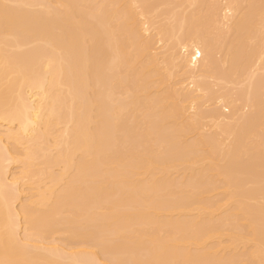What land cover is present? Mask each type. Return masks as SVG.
I'll return each instance as SVG.
<instances>
[{
  "label": "bare ground",
  "instance_id": "1",
  "mask_svg": "<svg viewBox=\"0 0 264 264\" xmlns=\"http://www.w3.org/2000/svg\"><path fill=\"white\" fill-rule=\"evenodd\" d=\"M230 1L221 20H234L243 9L236 11L241 0ZM151 2L0 0V264H107L103 254L109 247L132 264H264V144L257 139L264 120L250 118L256 114L250 96L244 98L253 112L242 119L231 95L221 96L239 73L242 79L249 76V59L262 55L255 57L254 46L259 49L258 36H264V0H242L250 8L231 24L235 36L228 42L232 47L226 45L224 74L216 70L212 41L202 33L212 13L195 7L194 13L177 15L164 1L168 7L160 11L168 22H156V33L168 36L169 64L186 77L156 91L147 85L149 77L164 83L160 54L152 47L155 38L143 35L158 16ZM218 13L214 22L220 21ZM245 30L250 34L245 42L258 35L251 52L240 47ZM215 94L217 108L204 111L201 98ZM261 106L257 109L264 111ZM207 117L214 132L186 141L197 121ZM255 123L260 130H254ZM49 165L60 167L53 171ZM216 176L223 186L220 182L214 191L218 187L224 199L211 203L209 186ZM83 179L89 184L81 186ZM177 188L182 198L172 194ZM224 217H229L225 228L231 219L230 225L237 224L222 229L218 223ZM97 219L95 228L112 232L113 248L108 235L104 241L107 252L102 244L99 248L103 237H96L94 228L88 231L92 225L81 226ZM164 227L169 234L162 233ZM61 231V240L51 238ZM142 248L147 255L140 256ZM223 251L232 252L233 262Z\"/></svg>",
  "mask_w": 264,
  "mask_h": 264
},
{
  "label": "rangeland",
  "instance_id": "2",
  "mask_svg": "<svg viewBox=\"0 0 264 264\" xmlns=\"http://www.w3.org/2000/svg\"><path fill=\"white\" fill-rule=\"evenodd\" d=\"M164 1L166 2V1H169V2H167L168 4H169V7L168 6H165V3H164ZM174 1L175 2H177V3H174ZM174 1H172V0H153L152 2H153V6H154V3H155V5L156 6H154V7H157V9H156V12H154L156 15L158 14V16L156 17V18H153V19H155V20H153L154 21V24H152V26L151 27H149V30L145 33V32H143V35H145L144 37L145 38H148V36L151 38H155V39H150V40H152V42H153V40H156L157 41V43H155L156 41H154L153 42V45H152V47H154V51H155V53H157V54H160V55H158V59L160 60L159 62H160V66L159 67H161V70H160V68H158L159 69V71H158V73L160 74L159 75V77L160 78H162L163 79V81H164V83H162L161 85H156L153 81H152V79L150 78H148V80H150L151 82L150 83H148V87L150 88V87H152V88H150L151 89V91H156V90H159V87H160V89H162L164 86H165V88H166V86H171V85H173L174 83H176L177 81H181V79H183L184 77H186V76H183L182 74H181V71H179V67L177 66V67H174V69L173 68H171V64H169L170 62H169V55H170V53H168V52H171L172 50L170 49V47H167V45L168 44H166V42H168L169 44H170V40L169 39H167L168 38V36H162L161 37V35H158V33H156L157 32V29H155L156 27H157V24H156V22L158 23H160L161 21L162 22H164L163 20H165V19H163L162 17H163V15L161 14L167 7V9L169 10H172V9H174L173 11L174 12H176L177 11V15H180L181 13H182V11L183 10H185V12H183V13H194L193 12V9L195 8V12H197L198 11V13H200V12H205V14L206 13H208V14H211L212 13V16H214V17H212V20L213 21H208V22H210V23H208L207 22V27H205L204 28V24L202 25V29L204 30H202V29H200V31L202 30L203 32V34H204V36L206 35V33H207V35L206 36H208V40L210 41H212V47L214 48L213 49V54H212V56H213V59L216 61V63H215V66H216V70L218 71V73H220L221 74V71H222V74H224L225 73V66L227 65V59H228V51H229V47H232V45L231 44H233L232 42H233V38H234V36H235V30H234V28L235 27H232V25L234 26V22L236 21V19H237V17H239V15H241V12H246L245 11V9H246V5L245 6H243L244 4H246V2H244V4L242 3L241 4V2H242V0H241V2L239 1V3H238V5H237V7H236V11L238 10V8H241V5H242V8L243 9H239L235 14V17H234V20H233V18L232 19H229V21H226V19L227 18H225V20H221V18L219 17V15L221 14V16H222V18H223V15L222 14H224V12L226 13V11L228 12V0H212V2H211V0H180L179 2L177 1V0H174ZM215 1V2H214ZM232 1V0H231ZM230 1V3L232 4V2ZM236 1V0H235ZM150 2H151V0H150ZM151 2V3H152ZM172 2V3H171ZM191 2H192V5H191ZM237 2V1H236ZM157 3V4H156ZM167 3H166V5H167ZM210 3V4H209ZM212 3H214V4H212ZM196 4V5H195ZM214 5L213 7H208V5ZM172 5H173V7H172ZM233 5H235V4H233ZM258 5V4H257ZM199 6H201V7H199ZM215 6H217V8H218V10H216L215 9ZM255 5H253V7H254ZM161 7V8H160ZM176 7V8H175ZM190 7V8H189ZM230 7V6H229ZM165 8V9H164ZM187 8V9H186ZM211 9V8H213V10L211 9V10H209V9ZM232 8H234L235 9V7L233 6ZM245 8V9H244ZM248 8H250V6L248 7ZM246 9L247 10V12H249V9ZM200 10V12H199V10ZM220 9V10H219ZM160 10H162V12L160 11ZM191 10V11H190ZM204 10V11H203ZM214 10H216V11H214ZM157 11H158V13H157ZM160 11V12H159ZM212 11V12H211ZM213 11H214V14H213ZM217 11H219V13H218V20H220L219 22H214L215 21V17H217ZM222 11H223V13H222ZM136 12V11H135ZM160 13V14H159ZM202 14H204V13H202ZM233 14V13H232ZM239 14V15H238ZM140 15V14H139ZM138 15V20H140L141 19V22L143 21H147V20H144L145 19V16H144V18L142 17V18H140V16ZM229 15V14H228ZM136 16H137V14H136ZM160 16V17H159ZM165 17V16H164ZM159 18H160V20H159ZM162 19V20H161ZM240 19V18H239ZM167 20V19H166ZM165 20V23L166 22H168V20L166 21ZM232 22H231V21ZM149 21V20H148ZM217 21V20H216ZM230 22V23H229ZM238 22V21H237ZM236 22V23H237ZM246 22V21H245ZM215 23H216V25H215ZM224 23H226V24H224ZM218 24H219V26H218ZM221 24V25H220ZM232 24V25H231ZM155 25V26H154ZM210 25V26H209ZM245 25V24H244ZM259 25V24H258ZM205 26H206V23H205ZM229 26V27H228ZM209 27H211L210 29H208ZM228 27V28H227ZM231 27V28H230ZM176 28V25H174V29ZM200 28H201V26H200ZM207 28V29H206ZM205 29L207 30V32L205 31ZM242 29V28H241ZM246 29V28H245ZM176 30V29H175ZM218 32H217V31ZM221 30V31H220ZM233 30H234V33H233ZM236 30H237V32H239L240 31V28H239V30L236 28ZM248 30V29H247ZM209 31V32H208ZM251 30H249V32H250ZM173 33H175V31H172ZM220 32H222V33H220ZM237 32H236V36H241V33H242V35H246V30L244 31L245 33H243L242 31H241V33L240 34H237ZM216 33H218V34H221V35H218V34H216ZM226 33V34H225ZM251 33V32H250ZM155 34H157L158 36H160V37H158V36H156ZM215 34L218 36H215ZM146 35H148L147 37H146ZM232 35H233V37H232ZM251 35H252V33H251ZM259 35H260V33H259ZM205 36V37H206ZM249 36H250V34L249 35H246L245 37L243 36V37H241L240 39L242 40H244V38L246 39V40H249ZM258 36V35H257ZM256 36V37H257ZM261 36H263L262 35V33H261ZM210 37V38H209ZM247 37V38H246ZM255 37V34L254 35H252V38H251V40L252 41H250V42H245V40H244V43L245 44H240V47L242 46L243 47V45L244 46H246V47H243V51L242 52H249V50H250V52H251V48L253 47V44H251L252 46L250 47V43H252V42H255L254 41V39L256 38H254ZM259 37V39H261L260 40V44H259V46H258V48L259 49H257L256 48V45H255V43H254V47H255V49H254V51H256V55H255V57H257V55L258 54H262L261 56H260V58L262 59V60H260L259 61V56L257 57V58H259L258 60L257 59H255L254 57H251L250 59H249V63H248V66H252V71H249V76H247L246 78H244V79H242L241 77H244V76H242L241 75V73H239L240 75H238L237 76V80H236V83H234V84H232V83H227V85H225V86H223V88H222V90L224 89V91H225V94H223L222 93V97H224V95L225 96H227L228 94H226V93H229L230 95H228V96H230V100H231V97H232V100L231 101H234L235 102V104H236V106H235V104H234V106H235V109H236V117L237 116H241L242 114L244 115V112H245V114L247 115H249V106L250 105H248L249 103H247L248 102V100L246 101V99L244 98V96L245 97H249L250 96V98H253L254 99V105L256 106V110H255V112H256V117H255V115L253 116L252 115V113H251V111H252V109H251V111H250V113H251V115L250 116H252V117H250L251 119H254L253 121L254 122H260L261 120H258V118L260 117V119H261V117H262V119L264 120V111L261 109V111H259L257 108V106H261L260 104L262 103H264L263 101H264V42H263V40H264V36H263V39H262V37H260V36H258ZM257 37V38H258ZM163 38V39H162ZM149 39V38H148ZM165 39V40H164ZM224 39V40H223ZM256 40V39H255ZM210 41V42H211ZM232 41V42H231ZM257 41V40H256ZM261 41H262V43H261ZM228 42L230 43L231 42V44H228ZM240 43H241V41H239ZM218 43V44H217ZM222 43V46L220 45ZM246 43H247V45H246ZM256 43H258V42H256ZM214 44V45H213ZM228 44V45H227ZM166 45V46H165ZM216 45V46H215ZM226 45H227V47L229 48H227L226 47ZM169 46V45H168ZM215 46V47H214ZM249 46V47H248ZM166 47H167V49H170V51H167L166 50ZM228 50H227V49ZM219 49V50H218ZM245 49V50H244ZM260 50L263 52H260ZM226 51L228 52L227 53V55H226ZM253 52V51H252ZM257 52H258V54H257ZM168 53V54H167ZM163 54V55H162ZM224 54V56H222ZM243 55L244 54H241L240 55V57H241V59L243 60ZM245 55H247L246 53H245ZM161 57H163V58H161ZM218 58V59H217ZM225 58V59H224ZM166 59V60H165ZM217 59V60H216ZM252 59H253V61H252ZM224 60V61H223ZM239 60H240V58H239ZM242 60H240V61H242ZM250 60H251V64H252V62H256V60H257V62L255 63V64H253V65H251L250 64ZM163 61H165V63L163 62ZM161 62H163V63H161ZM220 62V63H219ZM223 63H224V66H223ZM226 63V64H225ZM159 65V64H158ZM168 65V66H167ZM164 66H165V68H164ZM254 66V67H253ZM173 67V66H172ZM261 67V68H260ZM251 68V67H250ZM260 70H259V69ZM137 68L135 67L134 68V70H136ZM169 69V70H168ZM253 69H254V72H253ZM262 69V70H261ZM133 71V70H132ZM176 71V72H175ZM131 72V71H130ZM129 72V73H130ZM133 72H135V71H133ZM172 72V74H174V77L175 78H172V77H170V78H168L167 79V76L169 77L170 75H168L169 73H171ZM180 72V73H179ZM136 74H137V70H136V72H135ZM251 73H253V75H251ZM130 74H132V72L130 73ZM165 74V75H164ZM133 75H134V73H133ZM133 75H131L132 77H133ZM150 75H151V73H150ZM180 75H182L181 77H180ZM149 76V75H148ZM162 76H165V77H162ZM257 76V77H256ZM228 77V76H227ZM166 78V79H165ZM252 78V80H250ZM161 79V80H162ZM165 79V80H164ZM170 79V80H169ZM185 79V78H184ZM183 79V80H184ZM248 79V80H247ZM250 80V81H249ZM187 81V80H186ZM245 81V82H244ZM263 81V82H262ZM252 82H253V86L256 88H254V87H249V89L247 88V86L249 85V84H251V86H252ZM178 83V82H177ZM186 83V82H185ZM164 84V85H163ZM208 84V83H207ZM154 85H155V88H154ZM263 85V86H262ZM261 87V88H260ZM233 89V90H232ZM248 89V90H247ZM224 91H221V92H224ZM256 91V93H254ZM220 92V93H221ZM250 92H251V95H254V97L256 96L258 99H259V101L258 100H256V97L254 98L253 96H251L250 95ZM260 94H261V96H260ZM217 95H219V92H218V94ZM243 95V96H242ZM216 94L214 95V96H212V97H210V98H212L211 100H208V99H205L206 100V102H205V100H203V98H201V100H202V104L204 105V106H202V109L204 108V109H208V110H210V109H212L214 106L217 108V106H216V101H217V99H216V97L218 98V96H216ZM220 96V95H219ZM123 97V96H122ZM238 97V98H237ZM235 98V99H234ZM216 99V100H215ZM227 99L229 100V97H227ZM261 99V100H260ZM229 100V101H230ZM256 100V101H255ZM261 101V102H260ZM216 102V103H215ZM258 102V103H257ZM260 102V103H259ZM233 105V104H232ZM247 105V106H246ZM264 105V104H263ZM263 105L261 106V107H263ZM255 106H253V107H255ZM212 107V108H211ZM252 108V107H251ZM264 108V107H263ZM203 109V110H204ZM234 109V110H235ZM240 109V110H239ZM206 110H204V111H206ZM207 110V111H208ZM190 111V110H189ZM263 111V114L261 113ZM191 112V111H190ZM192 112H193V110H192ZM253 112V111H252ZM254 112V113H255ZM207 114V112L205 113V115ZM223 114H225V113H223ZM262 114V115H261ZM241 116L240 118L242 119V117L244 118V116ZM235 117V118H236ZM247 117V116H246ZM249 117V116H248ZM255 117V118H254ZM238 118V117H237ZM239 118V121L241 120ZM205 119V120H204ZM255 119L257 120V121H255ZM236 120H238V119H236ZM262 120V121H263ZM199 121H200V123H199ZM207 122H209V119H208V117H207V119L206 118H203V119H200V120H198L197 121V123H199V124H197V127L195 128V130L194 131H192V134L191 133H189L190 134V136H186L185 137V139H186V141H188L189 140V137H190V140L188 141V142H193V141H195L194 139L197 137L198 138V134L197 133H199V132H202V134H206L207 135V132L210 134H212L213 132H211V130H214L213 129V127L211 126V123H207ZM234 123H236V121L234 122ZM257 123H255V129H254V127H253V129L254 130H256V128H257ZM212 127V128H211ZM203 128V129H202ZM258 129V128H257ZM258 130H260V129H258ZM198 131V132H197ZM205 131H207V132H205ZM260 132V131H259ZM258 132V134H257V139L259 140V146H260V144H261V146H262V144H264V141H261V139H259V137L261 138V136L263 137V139L262 140H264V129H263V131H261V132H263V134L261 135L260 133ZM194 134H196V135H194ZM210 134V135H211ZM188 135V134H187ZM194 135V136H193ZM258 135H259V137H258ZM187 137H188V139H187ZM191 137H193L194 139H192L191 140ZM222 138V137H221ZM259 146H258V148H259ZM264 147V146H263ZM263 147H260V148H262V149H264ZM120 148H123V147H120ZM246 157V156H245ZM241 160L243 159V162H244V157H241L240 158ZM242 162V161H241ZM15 165V164H14ZM14 165H11V170L13 171V172H15V170H17L18 169V164H16V166H14ZM13 166V167H12ZM50 167H51V169H52V166L53 165H49ZM242 166H244V165H242ZM17 169H16V168ZM56 167H58V165H55V166H53V171L55 170V169H58L59 170V167L58 168H56ZM197 168H199V166L198 165H196V167L194 166V169H197ZM181 171V174L179 173L180 171ZM179 170H177V172L179 173V175L180 176H182L183 174V172H182V170L181 169H179ZM260 170V169H259ZM11 171V172H12ZM57 171V170H56ZM264 171V170H263ZM17 172V171H16ZM177 172L176 171H172V175H174L175 173L177 174ZM190 172V171H189ZM174 173V174H173ZM184 173H185V170H184ZM186 173H188V171L186 170ZM185 173V174H186ZM171 175V176H172ZM68 175H66L65 177H64V179L65 178H68V180H69V178L70 177H67ZM178 176V175H177ZM179 176V180H178V183H180L181 181L183 182V180H181L182 179V177H180ZM173 178H174V176H172ZM171 177V178H172ZM217 177V178H216ZM215 178H214V184L212 185V187L211 186H209L211 189H212V192H211V197H210V200H211V203L212 202H216L215 200H223L224 199V196H222L223 194H222V191L220 192V187L218 186L219 184H220V182H221V186H223V184H222V181H221V179L220 178H218V176H216ZM172 178V179H173ZM177 179H178V177H176ZM45 179V178H44ZM68 180H64V181H68ZM84 180V179H83ZM80 181L79 182V184L81 185V186H85V184H89V181L87 180V182H85V180L84 181ZM213 180V179H212ZM220 180V181H219ZM46 183H47V181H48V179L46 178L45 180H44ZM63 181V180H62ZM62 181H60L59 183H61L60 184V186L62 185ZM180 181V182H179ZM83 182H85V184L83 183ZM58 184V183H57ZM64 184V183H63ZM20 186H21V184H20ZM58 187H59V185H57ZM215 186H218V187H216V189H215V191L217 190V192H215L214 191V188H215ZM23 187H26V186H22V188ZM183 189L184 188H181V190L183 191ZM28 190V189H27ZM27 190H25V191H27ZM178 190V191H177ZM177 190L176 191H173V190H171V192H172V194L173 193H175V195L177 196V197H181L182 198V195H181V192L179 191L180 189H178L177 188ZM213 191L215 192V194L213 193ZM178 192L180 193V194H178ZM214 194V195H213ZM222 194V195H221ZM20 196H22L23 197V199L25 198V194H24V192L20 195ZM22 197H20L19 198V200L20 201H16L17 203H15L16 205H18V203L19 202H21L23 199H22ZM20 205V204H19ZM18 205V206H19ZM17 206V207H18ZM102 211V210H101ZM64 215V213L62 214V216ZM223 216L225 215H227V214H222ZM65 216V215H64ZM63 216V217H64ZM219 216H221V215H219ZM60 217V216H59ZM58 217V218H59ZM222 218V217H221ZM232 218V217H231ZM230 218V219H231ZM235 218V217H234ZM228 220H229V217L228 218H225L224 217V221H222L221 223H218L219 224V227H221L222 229H227V228H232V226L233 225H235L234 223H236L237 224V222H234L232 225H230L231 224V222L233 221L232 219H231V222L227 225L228 227H224L226 224H227V222H228ZM221 221V220H220ZM236 221V220H235ZM95 221H93L92 223L91 222H83V225L81 224V226H82V228H84V229H86L87 227H89V226H91L90 228H89V230L88 231H90V229H95V230H93V232H94V235H96V237H98V236H102L103 238H102V243H100L99 244V248L101 249V244L104 246V247H102L103 248V251L104 252H107V250H108V253H105V254H103V256L104 257H106V260H108V261H106V263L107 264H132L129 260H127V259H125V257L123 258V256H121V255H119V252L116 250V249H114V251L115 252H112L111 251V249H110V247H109V244L108 243H106V245L104 244V241L106 242V239H107V235H108V238L110 237V240H107V242H110V244H111V248H113V245H114V243L112 242V232L111 231H109L108 230V233H107V231H105V230H102V229H100V230H102V231H99L98 230V227H96L95 228V226L94 225H98V224H100V221L97 219V221H96V223H94ZM85 223V224H84ZM94 223V224H93ZM21 226L23 227V221L21 220ZM62 226H65L66 227V224H63V225H61L60 227H62ZM87 226V227H86ZM94 226V227H93ZM236 226H238V225H236ZM243 227V226H242ZM234 228V227H233ZM237 228V227H236ZM238 231L241 229L239 226H238ZM164 230H163V232L162 233H164V232H168V233H164L165 235H167V234H169L170 233V229H169V231L168 230H166L167 228L166 227H164L163 228ZM235 229V228H234ZM247 230V228L246 227H243V231H246ZM241 231H242V229H241ZM21 232V231H20ZM91 232H92V230H91ZM99 232V233H98ZM98 234V236H97V234ZM106 233V234H105ZM164 234H162V235H164ZM59 237V238H58ZM64 237V232H58V233H54L53 234V236L51 237V238H54V239H59V240H61L62 238ZM92 239V238H91ZM90 239V236H88V240H91ZM225 239V238H224ZM95 241V243L97 244V246H98V239L97 240H94ZM100 241V240H99ZM225 241V240H224ZM116 242V241H115ZM108 245V247H109V249H107L106 251L104 250V248H106V246ZM251 246V245H250ZM250 246H248V247H243V248H239L238 247V249L237 250H241V253L239 254L238 253V251H237V253L239 254V256H244L243 255V252H244V250L246 251V253H247V250H249V248H250ZM239 250V251H240ZM111 253H110V252ZM145 252H147L148 253V251L147 250H145L144 248H142L141 250H139V254H140V256H142V253H143V256H145V255H147ZM224 252V256H226V257H229V259H227L226 261H229V260H231L232 262H233V259H232V256H233V254H232V252L230 253V251H228V254L227 253H225V251H223ZM226 252H227V250H226ZM233 253H234V251H233ZM237 253H234L235 254V256L237 255L238 256V254ZM114 254H115V256H117L118 258L116 259L115 258V256H114ZM244 254H245V252H244ZM112 256H114V259L115 260H113V257ZM223 256V257H224ZM235 256H234V263H235V261H236V258H235ZM240 257V258H241ZM110 258V259H109ZM225 259V258H224ZM237 259H239V258H237ZM242 259V258H241ZM241 259H239L240 261H242ZM243 259L245 260V258L243 257ZM238 260V261H239ZM119 261H120V263H119ZM205 264V263H204ZM206 264H211V263H209V262H206Z\"/></svg>",
  "mask_w": 264,
  "mask_h": 264
}]
</instances>
